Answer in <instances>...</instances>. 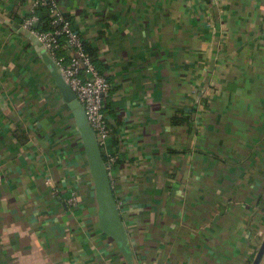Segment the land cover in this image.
I'll use <instances>...</instances> for the list:
<instances>
[{
	"label": "crops",
	"instance_id": "1",
	"mask_svg": "<svg viewBox=\"0 0 264 264\" xmlns=\"http://www.w3.org/2000/svg\"><path fill=\"white\" fill-rule=\"evenodd\" d=\"M33 1L0 0V264H252L264 0H55L111 85L109 178L129 258L99 229L58 67L22 28Z\"/></svg>",
	"mask_w": 264,
	"mask_h": 264
},
{
	"label": "built area",
	"instance_id": "2",
	"mask_svg": "<svg viewBox=\"0 0 264 264\" xmlns=\"http://www.w3.org/2000/svg\"><path fill=\"white\" fill-rule=\"evenodd\" d=\"M40 7H46L50 15L49 30L35 28V24H39L36 10ZM22 28L49 54L64 81L75 94L89 126L96 135L110 177L119 159L118 153L112 147L113 135L104 108L105 99L111 90L110 83L95 67L92 58L84 50L83 42L59 11L55 0H34L29 15L23 20ZM62 50H68V56ZM74 201L72 196L68 203L73 204Z\"/></svg>",
	"mask_w": 264,
	"mask_h": 264
},
{
	"label": "water",
	"instance_id": "3",
	"mask_svg": "<svg viewBox=\"0 0 264 264\" xmlns=\"http://www.w3.org/2000/svg\"><path fill=\"white\" fill-rule=\"evenodd\" d=\"M55 70V69H54ZM57 70H59L57 68ZM55 70L54 78L61 91L64 101L72 109L75 126L86 158L89 175L93 184L94 200L98 209L99 229L111 238L119 247L125 258L130 257L127 231L121 220L119 209L112 191L101 149L96 135L89 126L84 110L75 94L63 77ZM264 253V239L252 264H259Z\"/></svg>",
	"mask_w": 264,
	"mask_h": 264
},
{
	"label": "trees",
	"instance_id": "4",
	"mask_svg": "<svg viewBox=\"0 0 264 264\" xmlns=\"http://www.w3.org/2000/svg\"><path fill=\"white\" fill-rule=\"evenodd\" d=\"M36 14L39 18V29L41 30H49V21L50 19L48 18L47 14V8L46 7H40L36 10ZM62 40V38H61ZM84 50L89 54V56L92 58L94 56L93 50H91L89 47L86 46V44L83 43ZM104 159V157H103Z\"/></svg>",
	"mask_w": 264,
	"mask_h": 264
}]
</instances>
